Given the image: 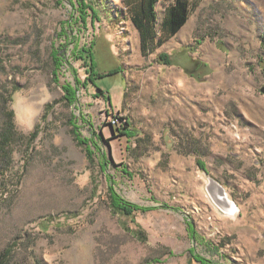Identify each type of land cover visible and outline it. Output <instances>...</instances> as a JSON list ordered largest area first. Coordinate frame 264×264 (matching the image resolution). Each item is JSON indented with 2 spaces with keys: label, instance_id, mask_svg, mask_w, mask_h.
I'll list each match as a JSON object with an SVG mask.
<instances>
[{
  "label": "rangeland",
  "instance_id": "obj_1",
  "mask_svg": "<svg viewBox=\"0 0 264 264\" xmlns=\"http://www.w3.org/2000/svg\"><path fill=\"white\" fill-rule=\"evenodd\" d=\"M171 1L157 4L159 26ZM91 2L97 19L84 28L77 0H0V254L10 250L8 264H203L194 254L264 264V0H200L148 56L124 0ZM84 45L103 74L87 86ZM9 110L16 129L3 141ZM111 187L152 209L114 212Z\"/></svg>",
  "mask_w": 264,
  "mask_h": 264
},
{
  "label": "trees",
  "instance_id": "obj_2",
  "mask_svg": "<svg viewBox=\"0 0 264 264\" xmlns=\"http://www.w3.org/2000/svg\"><path fill=\"white\" fill-rule=\"evenodd\" d=\"M127 6V9L132 13L131 19L135 26L141 33V43H142V52L144 56H148L150 52L156 50L163 44H165L169 39L175 36L181 28L187 23L193 7H196L200 0H172L166 7L165 15L159 26V14L157 11V4L160 0H124ZM77 10L79 16L77 21H81L86 28L88 24V19L91 17V21L94 22V19H97V12L95 6L91 0H77ZM264 42V40H263ZM91 47V48H90ZM87 48L86 45L82 47L83 53L80 55L77 54V59L84 60L86 63L87 70V80L84 81L85 86H87L88 81H93L94 76L103 74H97L95 72V65L92 57V46ZM54 59V81H60V69L63 64V58L61 51L56 49L53 53ZM158 61L165 64H172L170 55L167 52L159 53ZM118 70L110 71L109 73H115ZM81 83L80 80H78ZM65 90V99L70 103H73L77 100V88L67 83L62 85ZM104 93L103 90H101ZM13 97V95H11ZM12 100V98H11ZM6 113L7 122L3 131V141H8L13 137L15 133V122H14V110H9ZM117 119H122L119 116H116ZM76 136L81 142L88 141V139H83L78 133V130L75 128ZM128 137H133L136 133L131 131L124 132ZM92 150H89L90 156L92 155ZM198 163L203 167L204 162L201 159H198ZM111 204L114 212L120 215H132L134 212L138 211H148L152 208L142 207L138 204L131 203L124 198L120 197L116 193L113 187H111ZM129 231L128 227H124ZM144 235L147 239V234L144 229L137 228L134 231V236L139 237ZM10 250H6L3 255L0 254V264H8V255ZM194 259L201 261L203 264H216L211 262L200 255L194 254Z\"/></svg>",
  "mask_w": 264,
  "mask_h": 264
},
{
  "label": "water",
  "instance_id": "obj_3",
  "mask_svg": "<svg viewBox=\"0 0 264 264\" xmlns=\"http://www.w3.org/2000/svg\"><path fill=\"white\" fill-rule=\"evenodd\" d=\"M260 91L264 94V85L260 88ZM210 184H215L217 189H219L218 187H220L222 190H218L219 191V201L222 203V206H223V211H226V212H229V213H232V212H235L237 210V206L236 204L229 199L226 191H225V188L220 185V184H217L215 183L214 181H210Z\"/></svg>",
  "mask_w": 264,
  "mask_h": 264
},
{
  "label": "bare ground",
  "instance_id": "obj_4",
  "mask_svg": "<svg viewBox=\"0 0 264 264\" xmlns=\"http://www.w3.org/2000/svg\"><path fill=\"white\" fill-rule=\"evenodd\" d=\"M218 188H219V189H218L219 191L222 190L220 187H218ZM219 198H220V197H219Z\"/></svg>",
  "mask_w": 264,
  "mask_h": 264
},
{
  "label": "built area",
  "instance_id": "obj_5",
  "mask_svg": "<svg viewBox=\"0 0 264 264\" xmlns=\"http://www.w3.org/2000/svg\"><path fill=\"white\" fill-rule=\"evenodd\" d=\"M114 122H116V120H114Z\"/></svg>",
  "mask_w": 264,
  "mask_h": 264
}]
</instances>
